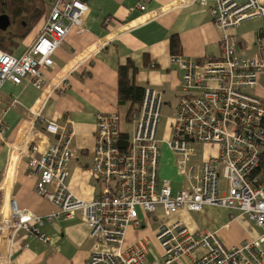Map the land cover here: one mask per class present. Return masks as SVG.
<instances>
[{
    "label": "built area",
    "instance_id": "1",
    "mask_svg": "<svg viewBox=\"0 0 264 264\" xmlns=\"http://www.w3.org/2000/svg\"><path fill=\"white\" fill-rule=\"evenodd\" d=\"M47 1L49 10L34 41L18 56L0 50V90L6 82L40 89L42 71L54 67L52 58L67 35L85 31L82 18L88 10L87 0ZM148 1L140 0L135 9L145 11ZM193 1L207 8L221 33V55L202 63L172 55L171 63L182 72V85L167 146L184 164L194 154L193 143L217 145L218 154L204 160L197 171L183 166L186 190L172 193L168 181L160 183L158 129L163 94L151 88H145L138 110L131 115L130 137H123L117 111L96 115L92 176L103 188L90 201L74 196L67 183L73 132L59 135L58 142L43 152L30 146L27 165L29 174L38 177L36 192L57 211L40 217L18 208L9 189L1 184L0 264H10V245L19 233L47 242L39 228L53 219L72 218L75 213L87 223L94 242L85 264H144L143 242L123 247L127 228L139 226L138 209L151 215L161 209L171 218L181 211L199 213L205 205L238 210L262 230V235L226 248L215 234L191 232L180 220L163 223L156 233L161 261L152 264H180L185 256L194 264H264V100L256 94L259 88L264 91V84L259 83L264 56L241 58L235 53L233 33L241 22L259 18L262 28L256 46L261 49L264 6L257 0L243 4L235 0ZM188 2L180 0L178 5ZM45 130L58 134L54 123H47ZM119 140L127 142L125 149L118 146ZM203 249V254L194 255Z\"/></svg>",
    "mask_w": 264,
    "mask_h": 264
},
{
    "label": "crops",
    "instance_id": "2",
    "mask_svg": "<svg viewBox=\"0 0 264 264\" xmlns=\"http://www.w3.org/2000/svg\"><path fill=\"white\" fill-rule=\"evenodd\" d=\"M139 1L87 0L88 10L82 18L85 31L82 34L71 31L67 35L52 58L54 67L42 71L43 86L40 89L31 85L20 88L10 82L2 86L0 185L9 189L18 208L30 210L40 217L56 213V206L36 192L38 177L29 174L28 150L34 145L43 152L58 142L59 135L69 132L74 134L70 145L72 158L67 165L69 189L85 201L100 195L103 185L92 176L91 157L97 130L96 115L116 111L120 117L121 111L125 114V108L118 103L117 73L118 67L128 59L137 67L135 84L162 92L161 116L164 110L168 109L167 115L170 113L163 139L159 138L164 133L160 123L158 129L159 182L168 181L172 193L187 189L183 168L177 166L175 155L167 146L172 137V120L182 85V72L171 63L170 38H179L181 52L178 55L202 63L220 57L221 33L207 8L193 0H188L185 5H178L180 0H149L143 12L135 9ZM235 1L243 4L248 0ZM257 1L264 6V0ZM107 19L109 23H106ZM40 25L41 21L12 54L20 55L34 41ZM261 28V20L253 18L234 29L237 55L241 58L255 54L263 56L256 46ZM122 30L126 31L122 34ZM262 77L264 73L259 77L261 85L264 84ZM256 94L264 100L262 89H257ZM49 122L57 126L58 134L46 132L45 126ZM121 133L124 138L131 135L128 131L121 130ZM198 146L206 153L201 159L188 162L195 171L204 160L218 154L217 145L193 143L195 151ZM138 220L139 226L127 228L123 247L143 242L144 264L161 261L162 250L156 233L163 223L180 220L191 232L215 234L226 248L251 241L261 234V229L238 210L209 205L203 206L199 213L181 211L171 218L165 217L161 209L152 215L138 209ZM39 231L48 238L47 242L25 232L17 235L10 245V264H85L94 248L89 227L79 213L72 218L45 222ZM205 251L200 250L194 255L199 256ZM180 264L194 263L191 257L185 256L180 259Z\"/></svg>",
    "mask_w": 264,
    "mask_h": 264
},
{
    "label": "trees",
    "instance_id": "3",
    "mask_svg": "<svg viewBox=\"0 0 264 264\" xmlns=\"http://www.w3.org/2000/svg\"><path fill=\"white\" fill-rule=\"evenodd\" d=\"M48 10L47 0H0V16H7L10 22L7 30L0 31V50L14 53L21 41L32 32ZM170 52L172 55H178L181 52L177 36L170 38ZM261 53L264 56V40ZM136 73L137 67L131 59L118 67V103L120 107L125 108L124 117L127 122H130L132 113L138 110L145 90L135 84Z\"/></svg>",
    "mask_w": 264,
    "mask_h": 264
},
{
    "label": "rangeland",
    "instance_id": "4",
    "mask_svg": "<svg viewBox=\"0 0 264 264\" xmlns=\"http://www.w3.org/2000/svg\"><path fill=\"white\" fill-rule=\"evenodd\" d=\"M262 80L264 81V77H262ZM168 110V109H167ZM167 110L165 111L164 110V112L162 113V116H161V118H160V127L162 128V129H164V133H163V135L162 134H160L159 135V138L161 139H163L164 137H165V134H167V132H166V129L165 128H167V121H168V118H167V116L170 114H168L167 115ZM121 119H122V121H121V124H120V129L122 130V131H128V132H130L131 133V129H132V123L130 122V123H127V122H125V117H124V111H121ZM159 134V133H158ZM211 149H209V150H207V151H210ZM205 150H203L201 147H197V151H194V154H193V156L188 160V162L191 160V159H193V160H196V159H201L204 155H205V153L206 152H204ZM175 158H176V163H177V166L179 165V166H181L182 168H183V166L185 167V168H189V166L190 165H188V162L186 163L185 162V164H184V161H183V158L182 157H180V156H176L175 155ZM179 162V163H178ZM260 236L262 235V230H260Z\"/></svg>",
    "mask_w": 264,
    "mask_h": 264
},
{
    "label": "water",
    "instance_id": "5",
    "mask_svg": "<svg viewBox=\"0 0 264 264\" xmlns=\"http://www.w3.org/2000/svg\"><path fill=\"white\" fill-rule=\"evenodd\" d=\"M9 25H10V22H9L8 17L5 16V15L0 16V31L7 30V28L9 27ZM126 145H127V142L126 141L119 140L118 146L120 148L125 149Z\"/></svg>",
    "mask_w": 264,
    "mask_h": 264
}]
</instances>
